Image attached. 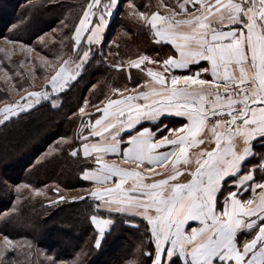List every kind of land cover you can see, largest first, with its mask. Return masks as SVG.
<instances>
[{"label": "snow or ice", "instance_id": "6c2138e0", "mask_svg": "<svg viewBox=\"0 0 264 264\" xmlns=\"http://www.w3.org/2000/svg\"><path fill=\"white\" fill-rule=\"evenodd\" d=\"M124 2L155 43L169 44L171 51L129 61V69L149 79L140 86L138 78L132 89H110L95 103L85 99L73 113L79 121L75 137H62L49 153L67 144L71 157L83 162L87 187L71 199L88 203L94 246L121 219L143 226L148 243L142 240L139 251L150 264H264V153L255 151L264 146V0H161L166 14ZM120 5L87 0L70 29L69 58L49 61L37 53L40 67L54 71L45 72L44 88L0 107V125L42 102L56 108L86 65L105 56L104 32ZM0 51L8 56L12 49ZM168 117L177 118L171 126L162 119ZM18 188L67 199L58 189ZM25 245L26 257L31 244L3 235L0 264H17L14 256ZM86 255L81 248L71 260L46 259L85 264Z\"/></svg>", "mask_w": 264, "mask_h": 264}, {"label": "trees", "instance_id": "16d2710c", "mask_svg": "<svg viewBox=\"0 0 264 264\" xmlns=\"http://www.w3.org/2000/svg\"><path fill=\"white\" fill-rule=\"evenodd\" d=\"M86 3L87 0H0V40L8 38L28 45L49 61L57 57L68 59L72 52L70 29L78 24ZM135 3L148 13L161 10L156 0H135ZM124 16L112 32L107 30L103 36L105 56H97L86 65L73 86L60 96L56 108L42 102L0 125V235L7 234L16 242L32 245L26 257L23 255L26 245L16 253L17 264H47V256L71 260L81 248L87 253L85 264H134L137 259L150 264L139 251L142 240L144 245L148 243L142 225L137 228L116 219L100 247L94 246L95 231L89 222L88 203L71 199L83 196L87 187L81 180L83 162L71 157L67 144L49 154L62 137H75L79 121L73 113L85 99L95 103L103 100L110 89L135 85L138 70H126L131 59L142 54L163 57L170 53L171 47L155 43L147 27L128 12ZM65 36L68 39L62 42L61 37ZM40 37L43 41L35 43ZM24 59V63H32L35 75L51 68L42 69L38 57L32 59L27 54ZM13 61L18 73H23L14 76L15 89H24L31 85V71L21 66L20 54ZM113 62L123 67L116 69ZM3 67L10 72L5 64ZM23 184L58 189L67 199L57 201L56 192L52 191L44 197L32 196L30 189L18 188Z\"/></svg>", "mask_w": 264, "mask_h": 264}, {"label": "rangeland", "instance_id": "374dc122", "mask_svg": "<svg viewBox=\"0 0 264 264\" xmlns=\"http://www.w3.org/2000/svg\"><path fill=\"white\" fill-rule=\"evenodd\" d=\"M171 2L169 4L175 3L176 0H170ZM156 5L157 7H159L162 11H169V8L166 7H162L161 5V0H156ZM128 12V7L127 4L124 2V0H121V5L119 10H116L113 12L112 16L109 18L108 21V25L106 27V30L104 32V34L106 33V31H110L112 32L113 29L115 28V26L118 24V22L122 19L125 18L124 14ZM129 13V12H128ZM48 37V36H47ZM51 37V35H49V38ZM52 39V37L50 38ZM9 39L8 38H3L0 40V49H12V51H10L8 56H5L4 51H0V68L3 69V71H0V97L3 98L2 101H0V107H4L5 104L11 102L14 99H19L20 96L25 94V91H32L34 89H42L45 86V79L43 78L45 75V72L48 71V74H51L54 69L53 68H49L48 70H45L43 73H39L38 75H31V85H29L28 87H25L24 89H15V83H14V76H18V66L16 65V63H14L13 61V57L17 56L18 54L21 55L22 57V61L23 63H21V66H23L24 68L26 67V70L29 69L31 72L35 70V68H32L33 70H31L32 67V63L28 64V63H24V57L28 54L30 55V57L33 59L34 57H38L37 53L35 52V50L33 48H30L28 45H23L21 43H15L13 44H9L8 43ZM41 41V39H38L35 43H39ZM25 46V48H30L32 49V51L30 52H25V51H21V46ZM17 50V51H16ZM140 56V55H139ZM56 60V59H55ZM52 60V61H55ZM58 63V61H57ZM6 65L10 72L8 70H6L3 65ZM18 64V63H17ZM127 70V69H126ZM13 71V72H12ZM29 71V72H30ZM21 76V75H19ZM4 82V84H3ZM7 84H9V86H7ZM93 90H91L92 92ZM86 111H88V109H86ZM3 237L0 235V241H2Z\"/></svg>", "mask_w": 264, "mask_h": 264}, {"label": "crops", "instance_id": "0c3cea01", "mask_svg": "<svg viewBox=\"0 0 264 264\" xmlns=\"http://www.w3.org/2000/svg\"><path fill=\"white\" fill-rule=\"evenodd\" d=\"M161 14H166L167 13V11H164V10H162V11H159ZM154 36V35H153ZM160 44H165V43H160ZM167 45H169V44H167ZM170 47H171V45H169ZM142 55H148L149 57H155V56H157V55H152V54H142ZM139 57V56H138ZM138 57H136V58H133V59H131V60H135V59H137ZM163 57H165V56H163ZM130 60V61H131ZM141 67H144V65H141ZM128 71H129V68L127 67L126 68ZM130 69H136V68H130ZM136 70H138V74H139V76H138V78H139V83H140V86H142L143 85V81L145 80V79H149L147 76H146V72H140V70L139 69H136ZM133 87H136V84L135 85H133V86H131V87H129V89H132ZM137 90H139V88H137ZM162 119H164V123H167V124H169L170 126H171V123L172 122H174L177 118H175V117H168V118H162ZM255 151L259 154V153H264V146H261V145H259V144H257L256 145V148H255ZM258 158V157H257ZM126 166H128V167H135V165H133V164H128V165H126ZM158 171L160 170V169H157ZM257 191H259V190H257Z\"/></svg>", "mask_w": 264, "mask_h": 264}]
</instances>
